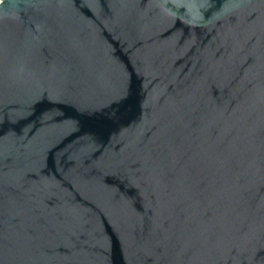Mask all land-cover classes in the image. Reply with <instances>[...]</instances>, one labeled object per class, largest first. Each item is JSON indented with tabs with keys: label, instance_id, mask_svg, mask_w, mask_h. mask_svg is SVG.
I'll use <instances>...</instances> for the list:
<instances>
[{
	"label": "water",
	"instance_id": "water-1",
	"mask_svg": "<svg viewBox=\"0 0 264 264\" xmlns=\"http://www.w3.org/2000/svg\"><path fill=\"white\" fill-rule=\"evenodd\" d=\"M0 264H264V0H0Z\"/></svg>",
	"mask_w": 264,
	"mask_h": 264
}]
</instances>
